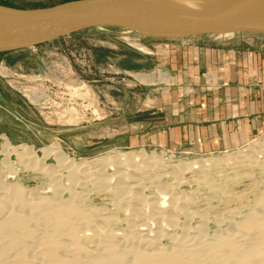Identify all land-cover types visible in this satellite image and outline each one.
I'll use <instances>...</instances> for the list:
<instances>
[{
    "label": "rangeland",
    "instance_id": "obj_1",
    "mask_svg": "<svg viewBox=\"0 0 264 264\" xmlns=\"http://www.w3.org/2000/svg\"><path fill=\"white\" fill-rule=\"evenodd\" d=\"M61 1L63 0H0V3L32 8L49 6ZM159 40L161 39L142 37L116 27H91L35 46L0 51V144L3 136L13 146H31L39 157L38 162H42L43 167L49 166V170L53 171L57 167L56 158L53 154L44 157V153L40 150L43 147L55 145L68 156L67 160L72 158L74 162L87 161L88 167L92 166L89 162L93 159L119 151L144 150L148 154L152 151L157 153L164 151L165 154L162 156L165 158L171 155L167 161L168 165L155 164L142 182L144 189H139L145 195L156 194V202L157 205L159 204L158 210L147 208L148 206L144 204L143 211L148 215L145 218L149 221L142 226L141 232L147 230L153 232L155 229L164 228L163 231L161 230L162 233L157 234L159 237L155 235L157 245L172 247L178 244L191 245L194 239L202 240L210 236L208 234L213 233L214 230L222 233L233 229L238 232L232 230L235 233L233 236L236 235L238 238L235 239L242 245L243 242L250 241L251 236L246 238L240 235V232L233 228V223L245 212L251 211L252 206L256 210L257 199L264 192V171L250 167L246 162L235 164L232 160L222 164L227 171L233 169L227 173L231 178H224L222 173L218 172L216 165L204 166L205 170L202 167L200 170L194 160L214 158L223 152L240 149L247 152L250 147L256 148L258 142L264 141V132L239 147L216 152L203 153L187 148L171 149L148 144L147 139L144 138L155 124L152 114L155 109L154 88L158 83V78L155 79L157 72L150 64L154 55L149 53L148 47L160 42ZM158 77L164 78L159 72ZM4 157L0 153V173L6 176L4 180L9 181L8 183H17L25 190L28 197H53L57 192L58 201L71 198V201L69 199L66 202L75 205L73 206L75 208L79 206L81 210L88 211V220L90 218L91 222H82V220L76 226L77 230L75 229L76 238L80 244L82 243V247H94L90 234L96 233L102 226L103 229L100 230L107 229L115 233L114 236L111 233L113 238L107 235L115 244H119L118 247L126 246L127 243L134 246L145 245L135 241L136 239L132 238L135 237L133 234H128L127 224L130 223L132 227L131 223L136 224L143 220V216L127 215L126 211L128 206L134 203L133 200L123 202L121 198L125 194L114 196L107 189L108 187H94L95 183L89 180V176L95 173L91 172L94 166L89 168V176H87L88 171L85 177L80 176L84 181L78 176L77 184L71 185L64 175L65 169L59 171L62 175H56L55 178L52 176L53 179L33 168L40 163L29 168L20 165L14 153L7 155L5 161ZM178 161H183V165L177 170L178 178L175 179L166 171L176 170ZM106 165H99L102 166L101 171H105L104 176L110 175L115 168ZM55 183L59 187L67 184L71 186L68 190L56 188L59 190L56 191L53 188ZM221 192L224 196L218 197ZM169 193L180 196L178 199L185 205L178 208L176 205L179 204V200L178 203L174 200V206H168L169 203L165 200L169 198ZM182 202L180 201V204ZM13 204L14 202L10 200L9 205L15 209ZM141 204L137 203V207ZM160 208L166 211L162 214L164 221L159 220L157 223L153 218L157 214L150 211L159 212ZM258 211L264 217V206ZM149 212L153 222L150 221ZM78 220L81 219L74 218L75 225ZM166 225L169 226L168 229ZM47 226L45 225L48 229L50 225ZM46 228L45 231L50 229ZM183 229L188 230L190 234ZM165 230L174 232L173 236H164ZM37 232L39 234V231ZM38 234L30 239L32 240L30 245L33 242L37 243ZM116 234L120 236V240ZM66 236L55 235L56 239H61L60 241L64 243L68 242L67 244L70 245L72 241L68 240V237L66 239ZM130 239L133 244H130L132 243ZM122 241L125 242L124 245ZM262 247L264 250V243ZM35 258L36 264L37 262L45 264L38 256ZM0 264L5 263L0 262Z\"/></svg>",
    "mask_w": 264,
    "mask_h": 264
},
{
    "label": "bare ground",
    "instance_id": "obj_2",
    "mask_svg": "<svg viewBox=\"0 0 264 264\" xmlns=\"http://www.w3.org/2000/svg\"><path fill=\"white\" fill-rule=\"evenodd\" d=\"M212 1H217V0H212ZM1 140L3 141L0 144L1 147L0 153H2L5 156L4 161L7 155H9L10 153H14L17 156L18 160L20 161L19 162L21 163L20 165L23 164L24 166L26 167L28 166L30 168L33 167V165H35L36 163H40L37 165V167H33V168L35 169L37 168V171H41L46 175H49V177L51 178L53 177L55 178L56 175H62V173H60L59 171L65 169L66 173L64 171V175L66 176V179H68L69 181L68 183L71 185L72 184L74 185V183L77 182L76 179L78 176L85 177V175H87L90 171L89 168L94 166L93 168L94 170L91 169V172H95V173L91 177L89 176L90 173L87 175L90 178L89 180L95 183L94 187L95 186L98 188L108 187L107 189L110 190L111 194L114 196L125 194L124 197H122L123 195L120 196L122 197L121 201L123 202H126V200L127 201L133 200L134 203H132V205L133 204L135 205L133 206L129 205L132 206V208H129L128 206L127 209L128 211H126L127 215L131 214L133 216H143V220L141 219V217H139L142 221L141 222L139 221L140 223L136 222V224L131 223L132 227L130 226V223L127 224L126 226L129 227L127 229L129 232L128 234H133L135 237L132 238L136 239L135 241L141 242L146 245V246L145 245L134 246L132 239H130L131 241L130 240L129 241L132 242L130 244L133 245H127L128 244L127 243L126 246L118 247L119 244L118 245L115 244L113 242V239L111 240L108 238L107 234L111 235L112 233L111 230L109 231L107 229L106 230L104 229L102 231L100 230L103 227L102 226L101 228L100 227L98 228L99 230H97L96 233L90 232L92 233L90 234V236L94 247L93 246L91 248L82 247L81 245L82 243L80 244L79 240L76 238L77 236L75 229L76 226H78V223L81 222L82 220H83L82 222L90 220V218L88 220V213H87L88 211L86 210L84 211L83 209L81 210L79 206L75 208L73 207L75 205L72 206L68 202H66L69 201V199L71 201L72 200L71 198H67L68 200L66 201L64 199L65 202L58 201V199L56 198L57 192L54 193L53 197H47L41 195H40L41 197L39 196L28 197L25 190L22 187H20L17 183H12V182L8 183L9 181L6 182L4 180V177L6 176H3L0 173V262L2 263L36 264L35 260H37L38 258L36 259L35 257L37 256L41 260H43L45 264H262L264 262L263 261L264 250L262 247L264 243V217L261 216V214H259L258 211L264 206V192L257 199L258 203L256 206V210H254L252 206L251 211L249 210L244 214L241 213L243 214L242 216L240 215L241 218L235 223H233V228H236L240 232L239 233L240 235H243L246 238L251 236L250 241L247 240V242H245L247 245L244 242L241 245L238 242V240L235 239L236 235L234 237L233 234L238 232H235V230L232 229L235 233H233L232 230H231L232 232L223 231L222 233L221 232L219 233L214 230L213 233L208 234L210 236L202 240L198 241L197 239H194L192 243L189 241L191 245L189 244L188 246H186L187 244L184 243L185 245L178 244L177 246L174 245L172 247H163V246L161 247L157 245L156 242L157 239L155 235H157L158 233L159 234L162 233L161 232L162 229L156 230L154 228L155 230L153 232L152 231L150 232V230L141 232L142 226L146 224V221H149L148 218H145L148 215L147 214L145 215L146 212L143 211L144 209L143 206L144 204H146L148 206L147 208L149 207L153 209L159 208L158 206L159 204L157 205L156 202L157 195L146 194L147 195L146 196L145 193L142 191L140 192L139 189L143 188L142 182L144 178H146L147 173L149 171H152L153 166L157 163L158 165L167 166L168 165L167 161H169L171 155L165 158L164 156H162L163 154H165L164 151H161L160 153L152 151L149 154L148 152L146 153L144 150L119 151V152H115L114 154L93 159L91 162H89V164L91 163L92 166L88 167V164H86L87 161L81 160L79 162H74L72 158L70 160H67L68 156L65 153H62L60 149L55 145H51V146L43 147L40 150H42V152L44 153L43 154L44 157L50 154H53L55 156L57 167H55L53 171V170H49L50 169L49 166L43 167V163L38 162L39 157L36 151L31 146H24V145L13 146L10 143H8L3 136H1ZM243 151L245 150L240 149L231 152L227 151L228 153L223 152L222 154L214 158H208V157L197 158L194 160V163L195 165L198 164L196 167L199 168L200 170L201 167L203 170H205L203 168L204 166L210 167L212 165L214 166L216 165L215 167L219 169L218 172H221L224 178H231L230 177L231 175L227 173L229 170L232 171L233 169H229L227 171L224 169L222 164L228 163L232 160H234L235 164H238L239 162H246V165L254 168H260L262 171H264V141L258 142L256 144V148L250 147L247 150V152H243ZM101 164L102 166H104V164L105 165L108 164L110 165V167L115 166V168L113 167L114 171L112 170L110 175L105 174L104 176L105 171L104 170H103L104 172L101 171L102 166L99 167V165ZM182 165H183V161H178V163H176V170L166 171V172L169 173L168 175H172L173 178L176 179L178 178L177 170ZM96 166H98V168H96ZM66 168H68L69 170H66ZM194 169L195 168H193V170ZM51 171L54 173H51ZM226 175L228 176L225 177ZM82 177H80L79 179H81ZM81 181L84 180L81 179ZM56 183L53 186V188L55 189L60 188V190L62 189L68 190V187L71 186V185L68 186L69 184H67V186L59 187V185ZM19 189H21V191H19ZM56 191L59 190L56 189ZM222 192L217 196L223 197L224 194H222ZM224 193L226 194V192ZM179 197L180 196L170 194L168 198L169 200L167 199L168 201L167 200L165 201L169 203V204L167 203L168 206H174L173 201L175 200L176 203L177 200L180 199ZM10 200L14 202L13 205L14 207H16L15 209L9 205ZM118 200L120 201V199ZM145 201L148 202L146 203ZM180 201L182 202V200H179V204L176 205V207L178 208H181L185 205L183 204V202L181 203L182 204L181 205ZM139 202L140 204L142 203L143 205L141 204L140 207H137V203L139 204ZM165 211H166L165 209L160 208L159 212L156 210L155 211L152 210L150 212L157 214L154 215L155 217H153L152 215V217L157 222L159 220L164 221L162 214ZM182 211L183 210H181V212ZM150 212H149L150 221H152ZM74 218L81 220H78L77 224L75 225V223L73 222ZM130 218L132 217L130 216ZM165 219L167 220V217ZM90 222L91 221H89V223ZM45 225L46 226L50 225L49 227L50 229L48 228L49 229L48 230L45 227ZM161 225L163 224L161 223ZM139 226H141V228ZM168 227L169 226H167L166 229H168ZM44 228H46L48 231H45ZM183 230L184 232L189 233L188 230L185 229ZM37 231H39V234ZM190 232H192V230ZM173 233L170 232V230H165L164 234L166 235L164 234L163 235L173 236ZM36 234H38L37 238L39 240L37 241L36 244L33 242L34 245L33 243L30 245L29 243H31L30 241H32L30 239H33L34 235ZM59 234L60 235L64 234V236L67 235L66 239L68 237V240L72 241L70 245L67 244L68 242L64 243L63 241H60L61 239H56L55 235L59 236ZM114 234L112 233L113 236ZM112 235L110 237L113 238ZM157 236L159 237V235ZM126 239H124V241ZM243 239H241V241H243ZM124 241H122V244ZM125 242H127V240ZM94 248L97 249L98 251L93 252V250H95Z\"/></svg>",
    "mask_w": 264,
    "mask_h": 264
},
{
    "label": "crops",
    "instance_id": "obj_3",
    "mask_svg": "<svg viewBox=\"0 0 264 264\" xmlns=\"http://www.w3.org/2000/svg\"><path fill=\"white\" fill-rule=\"evenodd\" d=\"M159 41L148 47L158 78L148 144L216 152L264 132V34Z\"/></svg>",
    "mask_w": 264,
    "mask_h": 264
},
{
    "label": "water",
    "instance_id": "obj_4",
    "mask_svg": "<svg viewBox=\"0 0 264 264\" xmlns=\"http://www.w3.org/2000/svg\"><path fill=\"white\" fill-rule=\"evenodd\" d=\"M91 27H116L154 39L264 34V0H67L32 8L0 3V51Z\"/></svg>",
    "mask_w": 264,
    "mask_h": 264
},
{
    "label": "trees",
    "instance_id": "obj_5",
    "mask_svg": "<svg viewBox=\"0 0 264 264\" xmlns=\"http://www.w3.org/2000/svg\"><path fill=\"white\" fill-rule=\"evenodd\" d=\"M63 1H67V0H63ZM63 1H61V2H63Z\"/></svg>",
    "mask_w": 264,
    "mask_h": 264
}]
</instances>
